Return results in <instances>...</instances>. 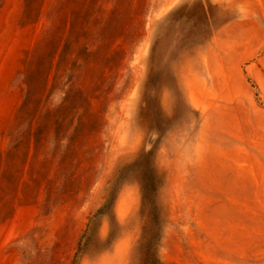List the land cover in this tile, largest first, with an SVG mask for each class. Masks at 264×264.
<instances>
[{
	"label": "rangeland",
	"instance_id": "374dc122",
	"mask_svg": "<svg viewBox=\"0 0 264 264\" xmlns=\"http://www.w3.org/2000/svg\"><path fill=\"white\" fill-rule=\"evenodd\" d=\"M0 264H264V0H0Z\"/></svg>",
	"mask_w": 264,
	"mask_h": 264
},
{
	"label": "trees",
	"instance_id": "16d2710c",
	"mask_svg": "<svg viewBox=\"0 0 264 264\" xmlns=\"http://www.w3.org/2000/svg\"><path fill=\"white\" fill-rule=\"evenodd\" d=\"M148 185L146 183V181L141 183V197L145 198L148 200L149 205H150V209H149V216L152 222H154L156 225H158V218H159V211L157 206L154 204L153 199H151L148 195ZM156 236L158 235V233L155 234Z\"/></svg>",
	"mask_w": 264,
	"mask_h": 264
}]
</instances>
